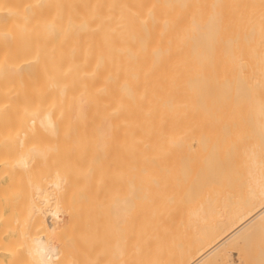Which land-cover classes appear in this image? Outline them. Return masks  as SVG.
Listing matches in <instances>:
<instances>
[{"label": "bare ground", "instance_id": "obj_1", "mask_svg": "<svg viewBox=\"0 0 264 264\" xmlns=\"http://www.w3.org/2000/svg\"><path fill=\"white\" fill-rule=\"evenodd\" d=\"M224 57L264 110V0H0V264H264V147L187 135Z\"/></svg>", "mask_w": 264, "mask_h": 264}, {"label": "rangeland", "instance_id": "obj_2", "mask_svg": "<svg viewBox=\"0 0 264 264\" xmlns=\"http://www.w3.org/2000/svg\"><path fill=\"white\" fill-rule=\"evenodd\" d=\"M211 8V4L204 5L201 11L202 15L208 17L211 13ZM185 55V46L179 49H174L171 56L174 57L175 66L180 63L185 65V62L182 61ZM219 62L217 66L218 71L221 72L219 78L224 84L214 87H206L203 85L201 88L196 89L193 92L194 94L192 95L196 100L198 99L195 108L197 112L201 113V116L198 115L187 118L191 123L187 135L200 139L204 142V145L217 146V148L213 150L220 152H242L246 151L248 146L264 147V110L259 106L261 103L256 106L254 102L250 104L245 97V93H241L237 90L234 83L237 69L234 63L230 61V58L224 57V59ZM262 69L264 70V64L262 65ZM251 72H253V70L244 69L242 73L246 78L248 77L247 79L256 82V79L253 76L255 73L251 74ZM210 76H213V78L215 77L213 73L209 74L208 77ZM174 86L176 96L180 98L187 97V89L189 88L186 87L187 85L185 81H180ZM254 119L259 123V134L254 133L250 126L251 124L249 121ZM16 183L17 181L14 174L12 172L10 173L8 168H4V173L0 175V202L3 203L2 200H4L5 203L3 205H5L6 208H8L7 204H9L14 196ZM3 216L6 217L7 215L3 214ZM115 231L118 232V227ZM110 234L108 233V238H110L111 242L109 244L112 246L115 245L114 242L118 234L114 239L112 238L113 236L109 237ZM104 235L105 234H103V236ZM108 238L106 243H104L105 245H107V242L109 241ZM96 240L99 239L96 238ZM95 242L97 244L98 241ZM232 258L237 261L236 252H232Z\"/></svg>", "mask_w": 264, "mask_h": 264}]
</instances>
